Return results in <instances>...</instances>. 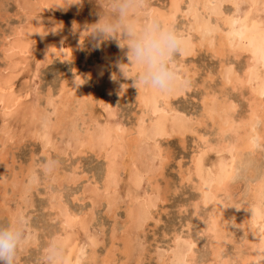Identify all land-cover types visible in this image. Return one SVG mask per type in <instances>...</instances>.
I'll list each match as a JSON object with an SVG mask.
<instances>
[{"label": "rangeland", "instance_id": "rangeland-1", "mask_svg": "<svg viewBox=\"0 0 264 264\" xmlns=\"http://www.w3.org/2000/svg\"><path fill=\"white\" fill-rule=\"evenodd\" d=\"M32 1L12 0V3L7 6L6 10H0V81L3 82L8 75L11 76L10 86L12 91L23 105L19 112L22 116L19 118L8 116L7 125L4 124L3 120V116L5 115L0 112V218L12 219L16 216L17 211H23L28 219V224L24 230V238L33 241L27 245L22 242L21 246L23 247L20 246L17 250V264H53L51 263L52 261L47 260L49 259L47 253H50L47 245L50 241L49 238L59 232L60 227L57 222L59 220L49 210L48 204L50 203L49 200L54 201L51 198L52 195H61L64 198L63 201L68 205L69 210H71L70 212L74 211L78 214L90 212V215L87 217L91 226H89V231H93L92 234L95 235L99 243L96 248V252L98 253H96L98 257V261L96 260L97 264H115L117 261H124V254L121 253L122 240L119 239L120 241L116 240L115 243H110V234H112L111 230L118 228L125 219L126 203L123 200V196L126 191V174L122 177V186L117 194L122 199H120L119 204L117 203L116 208H114V216L109 215L107 209H105V201H102L96 207H91L90 201L87 198L78 200L79 197L82 198L80 193L81 186H89L86 181L87 179L98 181V186L100 187V182L105 173V166L103 165V160L96 156L98 151L96 150L95 154L87 152L77 158V156L73 157L70 150H66L65 147L68 145L73 146L72 141L67 140L68 134L72 133L73 125L77 126L79 124L85 127L93 120L99 123L113 122V125L119 124L124 129H128V132H133V126L140 107L136 98V73L130 74V70L127 69L128 74H123L126 54L128 52L127 45H125L126 41H122L121 43L115 38H110L97 47L95 41L87 36V30L90 28V25L96 23L99 15L103 13V8L97 3L83 0V3L80 5L73 4L63 8L59 6L52 7L53 0ZM183 1L186 2V0ZM169 2L170 0H152V8L155 6L156 9L160 7L159 9L166 10ZM222 4L224 5L221 6L222 14L224 13L232 19L245 20L249 17L248 23L253 21L251 19L264 20V10H261V6L255 5L257 6L256 9V7H250L249 4H242L238 7L230 3L228 4V2ZM180 8L185 10V3L181 4ZM35 11L36 13H33ZM243 16L246 17L244 18ZM176 20L174 24L175 28H184L188 23L186 22L188 18L185 14H178ZM143 22V16L137 18V23L143 24ZM21 28H23L22 33L24 36L21 35L20 38L21 42L27 44L26 48L15 52V57L13 53L5 54L8 44L15 39L12 38V34L17 33ZM79 31L83 33L80 34ZM116 45L121 50H118L119 48L117 49ZM55 48L62 53L61 56L56 53ZM195 54L184 60L190 69H194L196 75L192 76L191 88L186 92V95L174 100L173 105L176 106V109H180L179 111L185 113L186 116L194 115L196 119L201 112L202 97L206 96L205 93H207L209 96L214 95L216 99H219L221 96L220 98L222 99H219L220 101L218 102L225 103L226 101L225 105L231 106L233 116L237 118H235L236 120L240 117L242 119L246 117L247 111L245 112V110H247L248 106V101L245 99L246 89L242 88V92L245 93L243 99L241 98L240 91H232L229 86L225 85L223 87L224 82L219 72L221 65L219 59L213 57L212 53L205 48L199 49ZM18 55L20 60L18 59ZM11 56L12 60L9 58ZM243 57H240L241 59L238 60L232 57L222 59L227 61V63L228 59L231 63L233 62L231 67L232 74H235L238 70L235 75L241 76L245 67V56L243 55ZM177 60H180L179 54ZM14 64H16V70L14 69ZM255 70H258L257 73L262 71L259 64L256 65ZM114 82L118 83V87L112 89L111 85ZM73 84L77 88L76 93L72 92V89H75ZM118 88H122L123 92H121L122 89ZM215 91H217L216 94ZM38 92L39 99L37 96ZM124 92H127V95ZM224 95L227 98L223 97ZM218 102L216 104H219ZM53 107L55 112H52ZM35 110L38 111L36 112ZM31 111H35L34 115L31 114ZM38 113L42 115L51 113V116H49L50 120H47V123H45L41 118V114ZM38 118L40 120H37ZM207 125L209 123L206 122L205 126H201L200 129V126H196L195 128L199 129L198 132L201 134H204L206 130L210 136L209 140L215 143V137L213 138L212 133L213 128H207ZM43 128L46 130L47 135L49 133L52 138L50 139L52 140L53 148L47 149V151L42 149L43 141L36 138V133ZM8 129L10 132L7 133ZM194 142V137L191 134L185 136L183 145L179 143L177 138H169L161 142L168 160L165 162L162 175L157 177L156 182L161 185H159V192H161V197L164 201L158 203L157 212L153 214L154 219L147 221L148 223L140 230L142 232L138 231L140 238L137 241L139 242L127 241V250L130 252V256L129 262L124 263L135 264L140 257L139 260L142 258L140 264H157V251H162L166 248L171 232L181 231L186 221H191V225L193 223V229L200 230V226L196 223L197 221L191 220V211H189L190 208L188 207L194 201L196 195L187 184L181 183L180 176H178L180 175L178 173L179 164L181 168H186L189 165L190 156L195 149ZM262 143L261 146L264 147V141ZM263 147L258 151V165L261 167H259V171L263 168ZM216 149L219 151L217 152ZM210 150L212 152L207 149L204 155L203 160L206 165L215 164L221 155L226 160L230 158L229 152L222 150L221 147L211 148ZM49 158L58 160L60 166L51 174H45L38 168V165ZM73 169L76 170L74 171L76 177H82V179L77 184L69 185L67 178L72 177L70 174ZM64 176L66 177L64 178ZM237 183V187L235 186L233 192L230 194L232 195L231 200L235 201V203H238L239 199H243L244 182L240 178ZM142 187L145 190L149 188L145 183H143ZM183 206L184 208H181ZM186 206L188 208H185ZM180 209L181 212H179ZM185 209L186 211H183ZM76 225L73 231L76 230V233H80L79 226L78 224ZM230 227L229 233H231V236H228L229 239L224 242L223 249L221 250L222 259H226L231 255L234 245H240L246 242V240H250L249 234L241 232L236 225H231ZM26 228L30 230L28 231ZM193 231L195 233V230ZM75 237L77 241L76 239L74 240V252L77 249H82V244L86 243V240L82 239L81 233ZM116 237H119V235H116ZM196 237L199 238L196 240L199 246L197 248L198 257L209 261V242H205L201 238V235ZM112 245L117 246V248L110 250L109 248L113 247ZM129 245L131 247H128ZM138 246H141L140 249ZM66 252H69V250H66ZM76 257H80V254H76ZM70 259L74 260V256L70 257ZM83 264L88 263L84 262Z\"/></svg>", "mask_w": 264, "mask_h": 264}, {"label": "bare ground", "instance_id": "bare-ground-1", "mask_svg": "<svg viewBox=\"0 0 264 264\" xmlns=\"http://www.w3.org/2000/svg\"><path fill=\"white\" fill-rule=\"evenodd\" d=\"M224 2H228V4L230 3L231 5L233 4V6L235 5L236 7L242 4H249L250 7H256L257 9V6H261V10H264V0H186V2L183 0H170L168 7H165L166 10H161L159 9L160 7L156 9L154 6L152 10L160 21L163 24L172 26L183 39V46L179 53L180 60H177V68L180 70L182 78L189 82V86L187 88L178 86L170 92L162 94L157 90L140 87L137 84L136 98L140 111L136 117L133 132H128V129H124L119 124L113 125V122L99 123L93 120V124L92 122L90 124L88 123L89 125H86L87 127H83V125L79 124H77V126L73 125L72 133L67 136V140L72 141L73 146L68 145L65 149L70 150L73 157L77 156L78 158V156L86 154L87 152H93L95 154L97 150L96 156L103 160V165L105 166V173L100 182V187L98 186V181L87 179L86 181L89 186H81L80 193L82 198L79 197L78 200L87 198L90 201L89 204H91V207H96L102 201H105V209H107L109 215L111 214L114 216V208H116L115 206L120 199H122V197L117 194L122 186V177L126 174V191L123 196V200H125L126 203L125 219L124 222L119 225V229H112V234H110V239L112 240H110V243H115V241L119 239L122 240L121 253L124 254L125 258L124 261H117L115 264H126L124 262H129L130 252L127 250L128 242L130 240H132V242H139L137 241L140 238L138 231L144 228L148 220L154 219L153 214L157 212L158 203L164 201L161 197V192H159L160 184L156 182L158 179L157 177L162 175L166 164L165 162L168 160V156L163 150L161 142L169 138H177L179 143L183 145L184 138L187 134H191L194 137L195 149L190 156L189 165L186 168H181L178 163V173H180L178 176H180L181 183L187 184L196 195L194 201L189 204L188 207L190 208L189 211H191V220L197 221L196 223L200 226V230L193 229V223L191 225V221H186L181 231L171 232L170 240L168 239L169 243L166 248L162 251H157V264H186L187 261H191V264H222L225 259H222L221 250L223 249L224 242L229 239L228 236H231V233H229L231 225H236L241 232L249 234L250 240H246L249 244L255 239H258V237L254 238L253 234L264 233V161L262 165L263 168L261 169L262 172L259 171L260 165H258V151L260 148L262 149L263 146L261 145L264 141V20L251 19L253 21L248 23L247 20L249 17L245 20H235L229 16L227 17L226 14L223 13V15L221 12V6ZM183 3H185V10L180 8ZM33 13H36V11ZM178 14H185L188 18L186 27L175 28L176 26H174V24L175 21H177L176 17ZM22 32L23 28L14 35L12 34V38L15 39L8 44L5 54H14L26 48L27 44L21 42L20 38L21 35H23ZM82 33L83 32H80V34ZM115 42L119 44L118 41L115 40ZM118 48L119 47H117V49ZM201 48L210 51L213 57L219 59L221 63L219 72L224 82V84L222 83L223 87L229 86L232 91H240L241 98H243L245 94L242 92V88L246 89L245 99L248 101V106L247 110H245V112L247 111L246 117L243 119L240 117L236 120L237 118L233 116L231 106L225 105L226 101L225 103L218 102L220 101L219 99H222L220 98L221 96L219 99H216L214 95L209 96L207 93H205L206 96L202 97L201 112L196 119L194 115L186 116L185 113L180 112V109H176V106L173 105L174 100L185 96L186 92L190 90L191 78L196 75L194 69H190L189 65L186 64L184 60L189 56L196 55V51H199ZM118 50L121 49L119 48ZM55 51H57L56 53L59 56L62 55L57 48H55ZM243 55L245 56V67L244 69L242 68L243 71L242 74L240 73L241 76H236L235 74L238 70L235 74L231 72L233 62L231 63L228 59L227 63V61L222 58L232 57L238 60L241 59L240 57H243ZM12 56L9 58L11 59ZM18 59L20 60V57ZM24 59L22 60L24 61ZM125 62L123 74H128L126 71L127 69L130 70V74L137 73V66L130 64L127 54ZM257 64L260 65L262 70L258 73V70H255ZM14 65V69L16 70V64ZM10 80L11 76L8 75L5 81H3L5 82L4 84L0 81V112L5 115L3 116L1 114L5 125H7L9 120L8 116H14L16 118L22 116L19 112L23 105L19 102V98L14 95L10 86ZM73 86L75 89H72V92H75L77 88L74 84ZM111 87L112 89L117 88L118 83L114 82ZM118 89L121 90L122 88ZM121 92H123V89ZM216 92L217 91H215V94ZM124 94L127 95V92H124ZM223 97L227 98L226 95ZM216 102L219 104H216ZM34 112L31 111V114ZM52 112H55L54 107ZM44 115L49 121L51 113ZM44 115L41 114V118ZM37 120L40 119L38 118ZM27 121H29V119ZM206 122L209 123L207 128H213L212 133L213 138L215 137V143L209 140L210 136L206 130L204 134L198 132L201 126H205ZM196 126H200L199 129H196ZM6 128H8V126H6ZM44 128L47 129L45 126ZM44 128L36 133V138L43 141L42 149L47 151V149L53 148V144L52 138L49 133L47 135ZM8 130L7 133L10 132V130ZM215 147H221L224 151L227 150L230 154V158L226 160L222 158L221 155V158L218 156L219 158L215 164L211 163L212 165H206L203 160L206 150L208 149L212 152L210 149H215ZM218 151L219 150H217V152ZM63 153H65V151H63ZM261 158L263 157L261 156ZM74 169L70 174L72 177L69 179L67 178V183H69V185L77 184V182H81L80 180L82 179V177H76V173H74L76 170ZM257 172H259V175ZM65 177L66 176H64V178ZM240 178L244 182L242 192L243 199L241 198L242 200L239 199L240 201L238 200V203H235V201L233 202L231 200L232 195L230 194L233 192L234 187H237V182ZM143 183L147 184L149 187L147 190L142 187ZM51 198L54 201L49 200V210H51L54 217L59 220L57 221L55 219L59 223L60 230L54 235L52 234L53 236L49 238L50 241L47 248L50 253H47V256H49L47 260L52 261L51 263L53 264H83L84 262L88 264H97L96 260L98 261V257L96 255V248L99 243L95 235L92 234L93 231H89L91 226L89 225L90 223L87 217L90 215V212L84 214H78L74 211L70 212L71 210H69L68 205L63 201L64 198L61 195H52ZM184 206L181 208H184ZM188 207L186 206L185 208ZM183 211H186V209ZM18 212L19 211L16 213ZM179 212H181V209ZM76 224H78L82 239H85L86 243L82 244V249H77V251L74 252V240L76 239L77 241L75 236L80 234L78 232L76 233V230L73 231L74 227L77 226ZM26 229L28 231L30 230L29 228ZM193 230H195V233ZM116 235H119V237H116ZM199 235H201V238H203L205 242H209V261L202 260L198 257L197 248H199V246L196 240L199 238L196 236ZM32 241L33 240L24 238L23 244L27 245ZM53 245H55L54 249ZM112 246L113 247L109 248L110 250H115V248H117L115 245ZM128 247L131 246L129 245ZM140 247L138 246L139 249ZM66 250H69V252H66ZM53 252L58 254L53 256ZM70 253L74 256V260L70 259V257H72ZM74 253L80 254V257H76ZM139 259L135 264H140L142 258L141 260Z\"/></svg>", "mask_w": 264, "mask_h": 264}, {"label": "clouds", "instance_id": "clouds-1", "mask_svg": "<svg viewBox=\"0 0 264 264\" xmlns=\"http://www.w3.org/2000/svg\"><path fill=\"white\" fill-rule=\"evenodd\" d=\"M103 8L96 23L91 24L87 36L98 47L115 38L126 41L130 64L137 66L135 81L140 87L151 88L165 94L176 87L187 88L177 68V56L183 46L182 37L170 26L163 24L152 10V0H89ZM12 0H0V10H6ZM83 0H54L52 7L66 8L80 5ZM144 17L143 24L137 23ZM39 99V92L37 93ZM47 123V117L42 116ZM60 162L49 158L38 165L45 174L59 168ZM28 219L19 211L12 219L0 218V264H17V250L24 240ZM252 243L234 245L230 256L222 264H264V233L253 234ZM55 245H53V249ZM58 253L53 252V256ZM186 264H191L187 261Z\"/></svg>", "mask_w": 264, "mask_h": 264}]
</instances>
